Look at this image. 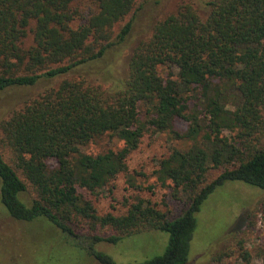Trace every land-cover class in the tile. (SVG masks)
Returning <instances> with one entry per match:
<instances>
[{
	"label": "trees",
	"instance_id": "1",
	"mask_svg": "<svg viewBox=\"0 0 264 264\" xmlns=\"http://www.w3.org/2000/svg\"><path fill=\"white\" fill-rule=\"evenodd\" d=\"M87 1L85 12L82 0H0V94L64 79L2 121L0 203L18 222L44 221L72 236L81 227L91 250L165 232L164 254L135 264H190L195 215L218 187L242 182L264 191V0H187L135 48L122 77L108 57L120 53L143 4ZM150 130L191 143L155 171L186 208L170 219L140 199L126 215H99L79 190L97 195L127 172ZM104 135L122 148L85 151ZM105 229L114 234L100 236Z\"/></svg>",
	"mask_w": 264,
	"mask_h": 264
},
{
	"label": "rangeland",
	"instance_id": "2",
	"mask_svg": "<svg viewBox=\"0 0 264 264\" xmlns=\"http://www.w3.org/2000/svg\"><path fill=\"white\" fill-rule=\"evenodd\" d=\"M186 1L139 0L143 8L136 16L127 42L117 56L108 57L116 77L124 75L133 51L150 37L155 25ZM88 4L87 0H82L83 11L88 10ZM129 20L127 18L119 23L115 34ZM62 80L53 79L33 87L1 93L0 125L25 102L37 98L46 89L58 86ZM186 128V123L176 122V129L181 133ZM122 146V142L104 135L89 144L85 151L95 155L110 149L119 150ZM190 146V142L176 140L167 132L150 130L139 148L128 158L127 172L119 174L97 195L81 189L79 191L93 202L99 215H126L132 205L142 199L166 213L170 219H175L186 208L184 201L173 196L170 182L166 187L157 182L155 171L159 162L174 149L186 150ZM259 147L264 148V135ZM51 164L56 165L53 161ZM222 170L211 171L209 181L214 180ZM195 217L197 226L191 241L190 264H211L222 253H226V257L219 264H264L263 190L242 182H227L208 197ZM74 231L76 236L64 233L44 221H15L6 214L0 203V264H102L95 258L93 251L106 254L118 264H135L162 256L169 243L168 233L149 231L125 237L117 244L102 242L91 250V242L86 239L87 232L79 226H75ZM98 234L110 236L114 232L105 229Z\"/></svg>",
	"mask_w": 264,
	"mask_h": 264
}]
</instances>
